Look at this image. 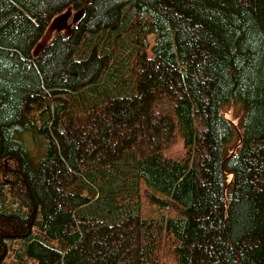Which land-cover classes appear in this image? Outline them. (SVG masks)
Here are the masks:
<instances>
[{"label": "trees", "instance_id": "16d2710c", "mask_svg": "<svg viewBox=\"0 0 264 264\" xmlns=\"http://www.w3.org/2000/svg\"><path fill=\"white\" fill-rule=\"evenodd\" d=\"M163 258L264 264V0H0V264Z\"/></svg>", "mask_w": 264, "mask_h": 264}, {"label": "rangeland", "instance_id": "374dc122", "mask_svg": "<svg viewBox=\"0 0 264 264\" xmlns=\"http://www.w3.org/2000/svg\"><path fill=\"white\" fill-rule=\"evenodd\" d=\"M82 15V10H74L71 7H68L66 10L61 12L60 14L56 15L49 26L47 27L44 35L41 37L39 42L33 48L31 54L36 56L45 45H47L52 38L58 34H68L71 27L77 22L79 17ZM222 112L225 116L229 119H234V122L237 123L236 116L240 114V108L236 104H228L226 105ZM182 141L178 138L168 145L166 153L172 157H178L182 154ZM144 199V196H143ZM143 204L147 207L146 200H143ZM161 264H174L173 261L169 258H163Z\"/></svg>", "mask_w": 264, "mask_h": 264}]
</instances>
